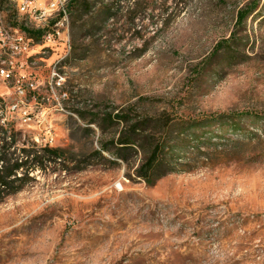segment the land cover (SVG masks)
Returning <instances> with one entry per match:
<instances>
[{
  "label": "rangeland",
  "instance_id": "374dc122",
  "mask_svg": "<svg viewBox=\"0 0 264 264\" xmlns=\"http://www.w3.org/2000/svg\"><path fill=\"white\" fill-rule=\"evenodd\" d=\"M248 1L120 0L89 34L69 13L65 58H20L40 89L20 103L30 120L7 116L68 158L0 203V264H264V0L240 26ZM7 6L4 24L32 25ZM54 61L65 80L53 90ZM14 83L0 79L6 106L19 101ZM112 112L157 119L149 134L168 147L183 120L233 113L240 128L213 125L181 151L182 172L148 185L140 155L115 163L102 150L122 127L91 119Z\"/></svg>",
  "mask_w": 264,
  "mask_h": 264
},
{
  "label": "trees",
  "instance_id": "16d2710c",
  "mask_svg": "<svg viewBox=\"0 0 264 264\" xmlns=\"http://www.w3.org/2000/svg\"><path fill=\"white\" fill-rule=\"evenodd\" d=\"M8 2L9 0H2L6 13L10 10V6H7ZM104 2V0L99 2L96 0H70L68 10L74 21V26H78L79 22L84 21L79 25L80 29L88 26L90 29L87 33L89 34L96 27V23L104 25L110 16L115 14L113 10L116 5L115 1ZM259 2L260 0H250L238 10L237 23L240 26L257 9ZM100 3H102L101 7L98 6ZM7 16L8 18L12 17L11 14ZM85 17H90V20H84ZM13 24L26 31L36 41H41L44 34L51 30V26L43 29L30 27L26 21L21 22L16 17ZM218 46L221 47L222 44L220 43ZM217 51L219 48L215 50V52ZM78 58L84 57L80 55ZM237 117L238 114L233 113L219 114L178 122V126L181 128L180 133L185 137L182 142L174 143L169 147L167 138L158 141L152 134H149L156 124L155 122H158L151 116L136 119L113 112L97 113L91 119V123L97 124L104 132L107 131L108 126H121V130L111 140L114 147L103 144L102 150L114 151L113 161L115 163L120 161L129 163L132 158L140 155V164L134 172L148 185H154L160 178L184 170L178 167L179 164V166L184 164L180 163L181 151L189 152L188 148L191 144H195L200 149L202 145L206 144L208 139L205 136L213 125L219 123L224 127L228 126L232 131H238L240 121ZM101 152L97 154L101 156ZM67 158L64 149L53 147L50 144H40L32 136L24 134L22 130L18 129L13 120L7 116V106L4 99L0 98V203L35 182L37 173L46 174L61 168L66 169L67 167L61 166L67 161Z\"/></svg>",
  "mask_w": 264,
  "mask_h": 264
},
{
  "label": "built area",
  "instance_id": "2783aa9c",
  "mask_svg": "<svg viewBox=\"0 0 264 264\" xmlns=\"http://www.w3.org/2000/svg\"><path fill=\"white\" fill-rule=\"evenodd\" d=\"M70 0H9L18 13L26 15L32 21L30 27L43 29L51 26L41 41H36L26 31L14 24L6 25L3 22L5 11L0 0V79L4 83L15 80L13 93L19 98L16 103L7 105L10 112L20 113V103L26 104L28 96L37 97L40 89V80L36 76H28L23 73L24 62L20 58H35L40 54L52 51L57 54V59L65 58V53L72 49L69 24ZM53 22V23H52ZM63 52V53H62ZM58 66L53 62L51 79L49 83L54 90L55 82L61 85L65 76L57 72ZM31 112L23 111L22 118L31 119ZM53 141V136H47L46 142ZM48 144V143H45Z\"/></svg>",
  "mask_w": 264,
  "mask_h": 264
},
{
  "label": "bare ground",
  "instance_id": "6f19581e",
  "mask_svg": "<svg viewBox=\"0 0 264 264\" xmlns=\"http://www.w3.org/2000/svg\"><path fill=\"white\" fill-rule=\"evenodd\" d=\"M68 51H70V50H68Z\"/></svg>",
  "mask_w": 264,
  "mask_h": 264
}]
</instances>
